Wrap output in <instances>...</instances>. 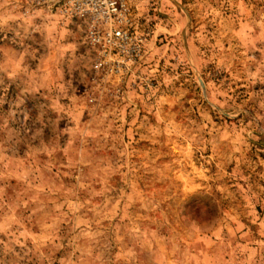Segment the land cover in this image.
<instances>
[{"label":"rangeland","instance_id":"374dc122","mask_svg":"<svg viewBox=\"0 0 264 264\" xmlns=\"http://www.w3.org/2000/svg\"><path fill=\"white\" fill-rule=\"evenodd\" d=\"M0 0V264H264V0H135L141 59Z\"/></svg>","mask_w":264,"mask_h":264},{"label":"built area","instance_id":"2783aa9c","mask_svg":"<svg viewBox=\"0 0 264 264\" xmlns=\"http://www.w3.org/2000/svg\"><path fill=\"white\" fill-rule=\"evenodd\" d=\"M135 0H37L62 23L83 26L86 44L95 53L96 67L120 74L141 59L144 37L137 33Z\"/></svg>","mask_w":264,"mask_h":264}]
</instances>
